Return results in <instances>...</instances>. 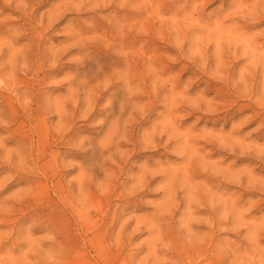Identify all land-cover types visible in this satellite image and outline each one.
I'll list each match as a JSON object with an SVG mask.
<instances>
[{
    "label": "rangeland",
    "instance_id": "rangeland-1",
    "mask_svg": "<svg viewBox=\"0 0 264 264\" xmlns=\"http://www.w3.org/2000/svg\"><path fill=\"white\" fill-rule=\"evenodd\" d=\"M0 39V264L264 263V0H0Z\"/></svg>",
    "mask_w": 264,
    "mask_h": 264
},
{
    "label": "bare ground",
    "instance_id": "bare-ground-1",
    "mask_svg": "<svg viewBox=\"0 0 264 264\" xmlns=\"http://www.w3.org/2000/svg\"><path fill=\"white\" fill-rule=\"evenodd\" d=\"M207 1V0H206ZM260 1V0H259ZM263 1V0H262ZM108 2V1H107ZM240 2V1H239ZM20 4V3H19ZM122 4V3H121ZM237 4H239V3H237ZM236 4V5H237ZM133 6V5H132ZM132 6H130V7H132ZM78 7V6H77ZM234 7V6H233ZM239 7H240V4H239ZM24 8V7H23ZM22 8V9H23ZM135 8V7H134ZM133 8V9H134ZM136 9V8H135ZM19 10V9H18ZM152 10V9H151ZM231 10V9H230ZM25 11V10H24ZM215 16V15H214ZM243 16V15H242ZM50 17V16H49ZM243 19V18H242ZM48 21V20H47ZM59 21V20H58ZM147 23V22H146ZM144 24V23H143ZM140 25V24H139ZM142 26V25H141ZM93 27V26H92ZM138 30H140V29H138ZM209 30V29H208ZM207 30V31H208ZM225 31V30H224ZM42 33V32H41ZM159 33V32H158ZM229 34V33H228ZM39 36V35H38ZM72 36V35H71ZM230 36V35H229ZM218 37V36H217ZM38 39V38H37ZM1 40V39H0ZM175 39H173V41H174ZM226 40V39H225ZM243 40V39H242ZM235 41V40H234ZM245 41V40H244ZM108 43V42H107ZM244 43V42H243ZM104 44V43H103ZM178 44V43H177ZM176 44V45H177ZM214 44H216L215 42H214ZM175 46V45H174ZM196 46V45H195ZM219 46V45H218ZM232 46H234L235 47V45H232ZM188 47V46H187ZM192 47V46H191ZM221 47V46H220ZM233 47V48H234ZM217 49V47H215L214 46V49ZM247 48H248V46H247ZM16 49V48H15ZM59 49V48H58ZM244 50V49H243ZM246 50V49H245ZM188 51H189V49H188ZM194 51H195V49H194ZM215 51V50H214ZM217 51H218V49H217ZM241 51V50H240ZM192 52V51H191ZM242 52V51H241ZM28 53V52H27ZM216 52H214V54H215ZM245 53V52H244ZM8 54H9V52H8ZM245 55V54H244ZM53 56V55H52ZM242 56V55H241ZM215 57H217V55L215 56ZM78 58V57H77ZM214 58V57H213ZM80 59V58H79ZM82 59V58H81ZM220 60V59H219ZM216 61H217V59H216ZM24 62V61H23ZM52 62V61H51ZM21 63V62H20ZM217 63V62H216ZM22 64H24V63H22ZM29 64V63H28ZM202 64V63H201ZM140 65V64H139ZM205 65V64H204ZM219 65V64H218ZM195 66H197V65H195ZM200 67V66H199ZM240 69V68H239ZM256 70V69H255ZM119 71V70H118ZM121 71V70H120ZM239 71V70H238ZM241 71H243L242 69H241ZM185 72H186V70H185ZM119 73V72H118ZM239 73H241V72H239ZM245 73V72H244ZM114 74V73H113ZM208 74V73H207ZM217 74V73H216ZM212 75V74H211ZM239 75V74H238ZM111 76V75H110ZM207 76V75H206ZM220 76V75H219ZM228 76V75H227ZM234 76H236V75H234ZM240 76H241V74H240ZM210 77V76H209ZM230 77V76H229ZM225 78V77H224ZM236 78V77H235ZM238 78V77H237ZM82 80H85V79H82ZM196 80V79H195ZM198 80V79H197ZM216 80V79H215ZM230 80V79H229ZM238 81V80H237ZM71 82H72V80H71ZM221 82V81H220ZM230 82V81H229ZM244 82V81H243ZM242 82V83H243ZM100 83H102V82H100ZM234 83V82H233ZM107 84V83H106ZM223 84V83H222ZM105 85V84H104ZM226 85V84H225ZM242 85H244V84H242ZM142 88V87H141ZM69 89H71V88H69ZM75 89V88H74ZM77 89V88H76ZM16 90V89H15ZM239 90V89H238ZM242 90V89H241ZM257 90V89H256ZM11 92V91H10ZM38 92V91H37ZM244 92V91H243ZM246 92V91H245ZM86 95V94H85ZM86 99V98H85ZM87 100V99H86ZM89 101V100H88ZM87 102V101H86ZM120 102V101H119ZM118 102V103H119ZM207 103V102H206ZM26 104V103H25ZM121 104H122V102H121ZM209 104V103H208ZM206 105V104H205ZM8 106V105H7ZM56 106H58V104H56ZM119 107L121 106L120 104L118 105ZM122 107H123V105H122ZM122 107H121V110H122ZM136 107H137V105H136ZM86 108H89V107H86ZM57 109V108H56ZM58 109H62V107L61 108H59L58 107ZM85 109V108H84ZM118 110H119V108H118ZM121 110H119L120 112H121ZM124 110V109H123ZM123 112V111H122ZM58 113V112H57ZM55 114V113H54ZM119 114V113H118ZM117 114V115H118ZM50 115H51V113H50ZM118 117H119V115H118ZM81 118V117H80ZM59 119V118H58ZM81 119H83V118H81ZM116 119V118H115ZM117 119H119V118H117ZM116 119V120H117ZM60 121V120H59ZM112 121H114V120H112ZM117 122V121H116ZM169 123H171L170 121H168ZM58 123V122H57ZM165 123H167V122H165ZM113 124V123H112ZM172 125V124H171ZM59 126V125H58ZM110 126V125H109ZM163 126V125H162ZM111 127V126H110ZM170 127V126H169ZM115 128L117 129V125L115 126ZM173 128V127H172ZM114 129V126H113V128L112 129H110V131H112ZM115 129V130H116ZM108 130V129H107ZM109 131V134H111V135H113L114 133L112 132H110ZM59 133H61V132H59ZM110 135V136H111ZM149 136V135H148ZM107 137H108V135H107ZM106 137V138H107ZM122 137V136H121ZM105 138V139H106ZM110 138V137H109ZM108 139V138H107ZM150 139V138H149ZM109 141H110V139H109ZM107 142L108 144L110 143V142ZM160 141V140H159ZM104 142H106V141H104ZM150 142V141H149ZM61 144V143H60ZM99 144H101V143H99ZM103 144V143H102ZM105 144V143H104ZM76 146V145H75ZM140 146V145H139ZM103 147V146H102ZM152 147V146H151ZM106 148V147H105ZM104 149V148H103ZM231 149V148H230ZM66 162V161H65ZM67 163V162H66ZM26 170V169H25ZM46 171V170H45ZM26 173V172H25ZM233 175H235V174H233ZM249 175V174H248ZM228 176V175H227ZM96 177V176H95ZM249 177V176H248ZM77 178H78V176H77ZM69 180H71V179H69ZM81 185V184H80ZM98 188V187H97ZM134 189V188H133ZM85 191V190H84ZM128 192V191H127ZM192 195H193V193H192ZM82 197V196H81ZM191 197H194V196H191ZM208 201V200H207ZM209 203V202H208ZM233 203V202H232ZM215 204H217V203H215ZM231 204V203H230ZM191 205V204H190ZM218 206H220L219 204H217ZM232 206V205H231ZM231 206H230V208H231ZM188 209H189V207H188V204H187V206H186ZM221 209H223L222 207H221ZM232 209V208H231ZM234 210V208L232 209V211ZM236 210V209H235ZM219 212L220 211H222V210H220V207H219V210H218ZM225 211V210H224ZM241 210L239 209V213H242L243 211H244V209H243V211H241ZM116 213V212H115ZM223 213V212H222ZM234 213V212H233ZM237 213V212H236ZM239 213H237V214H239ZM25 214V213H24ZM27 214V213H26ZM225 214V213H224ZM236 214V215H237ZM114 215V214H113ZM218 215V214H217ZM236 215H234V218H237V217H235ZM243 216V215H242ZM232 217V216H231ZM241 217V216H240ZM120 219V218H119ZM239 219V218H238ZM238 219L236 220V221H238ZM240 220V219H239ZM241 221H243V219L241 220ZM241 221H239V222H241ZM91 223H93V222H91ZM139 222H137V224H138ZM232 224V223H231ZM153 225V224H152ZM159 226V225H158ZM246 226V225H245ZM261 225H259V227H260ZM125 227V226H124ZM238 228V227H237ZM251 228V227H250ZM254 228H255V226H254ZM257 228H258V226H257ZM264 228V227H263ZM263 228H261V229H263ZM220 229V228H219ZM246 229V228H245ZM248 230L249 231H254V229L252 230H250L249 228H248ZM258 231V230H257ZM119 234V233H118ZM250 235V234H249ZM254 235V234H253ZM251 237H252V234H251ZM111 238V237H110ZM254 238H255V236H254ZM254 240V239H253ZM254 241H256V240H254ZM200 242V241H199ZM191 243H192V241H191ZM194 243H196V242H194ZM248 243V242H247ZM257 245V244H256ZM225 250V249H224ZM228 250H229V248H228ZM234 250V249H233ZM231 251H232V249H231ZM238 251V250H237ZM205 252V249L203 248V247H200V246H198L195 250H194V254H196L197 256H199L200 254H202V253H204ZM230 252V251H229ZM235 252V251H234ZM233 253V252H232ZM236 253V252H235ZM234 253V254H235ZM240 253V252H239ZM226 254V253H225ZM231 254V253H230ZM237 254V253H236ZM227 256V258H229L228 257V255H226ZM200 257H202V256H200ZM262 262H264V260L262 261ZM258 264V263H257ZM264 264V263H263Z\"/></svg>",
    "mask_w": 264,
    "mask_h": 264
}]
</instances>
